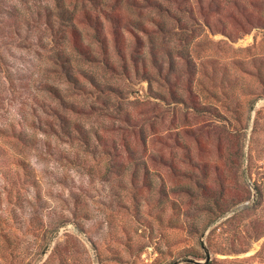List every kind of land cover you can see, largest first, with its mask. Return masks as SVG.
Wrapping results in <instances>:
<instances>
[{
	"label": "rangeland",
	"instance_id": "1",
	"mask_svg": "<svg viewBox=\"0 0 264 264\" xmlns=\"http://www.w3.org/2000/svg\"><path fill=\"white\" fill-rule=\"evenodd\" d=\"M208 254L264 264V0H0V264Z\"/></svg>",
	"mask_w": 264,
	"mask_h": 264
},
{
	"label": "trees",
	"instance_id": "2",
	"mask_svg": "<svg viewBox=\"0 0 264 264\" xmlns=\"http://www.w3.org/2000/svg\"><path fill=\"white\" fill-rule=\"evenodd\" d=\"M86 18L89 20V23L91 24V26L95 29V32L97 35H99V37H101V30L103 28L104 22H103V18L99 15L97 16H92L91 14H86ZM109 19L111 22H113L115 24V26H117V19L113 16H110ZM75 37V47L79 50V51H85V47L83 46V44L81 42H79L78 39V33H79V28L76 25V22L74 20L71 21V25H69V30ZM101 43L102 45H105L106 41L105 38L101 37Z\"/></svg>",
	"mask_w": 264,
	"mask_h": 264
},
{
	"label": "water",
	"instance_id": "3",
	"mask_svg": "<svg viewBox=\"0 0 264 264\" xmlns=\"http://www.w3.org/2000/svg\"><path fill=\"white\" fill-rule=\"evenodd\" d=\"M209 260H210V256H209V254H208L207 259H206L205 262H204V261H199V260H194V261H195L196 263H198V264H205V263H207Z\"/></svg>",
	"mask_w": 264,
	"mask_h": 264
}]
</instances>
